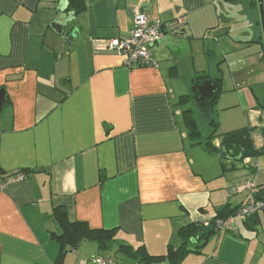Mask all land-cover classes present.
I'll use <instances>...</instances> for the list:
<instances>
[{
    "label": "crops",
    "instance_id": "obj_1",
    "mask_svg": "<svg viewBox=\"0 0 264 264\" xmlns=\"http://www.w3.org/2000/svg\"><path fill=\"white\" fill-rule=\"evenodd\" d=\"M61 1L70 2L0 0V175L27 176L0 189V264H90L96 256L124 264L121 246L166 255L181 245V228L207 227L223 208L243 206L245 183L264 186V156L239 165L207 152L192 142L181 104L198 78L221 76L219 134L254 129L256 149L264 146L258 1L246 4L252 27L234 28L230 11L240 0H82L71 8V44L51 27ZM138 7L169 24L152 47L158 69H129L107 47L131 35ZM56 208L114 239L105 249L83 239L61 256ZM236 227L184 263L264 264V214Z\"/></svg>",
    "mask_w": 264,
    "mask_h": 264
},
{
    "label": "trees",
    "instance_id": "obj_2",
    "mask_svg": "<svg viewBox=\"0 0 264 264\" xmlns=\"http://www.w3.org/2000/svg\"><path fill=\"white\" fill-rule=\"evenodd\" d=\"M68 12H72V6L78 8L82 5V0H69ZM233 1V0H227ZM209 76H203L197 79L196 84H201L206 80H210ZM219 84L222 81V77L219 76L214 80ZM220 91L217 96L210 101L204 103H197L201 114L208 122V126L211 128V133L206 139H202V133L199 128V123L195 117V111L188 108L184 111L183 120L189 131V136L192 142L201 145L207 152L216 153L223 157L226 161H238L243 163L245 159L249 158H259L264 156V146L261 149H256L253 141L254 129L242 128L226 133L219 134V124L217 118L215 117V106L219 97ZM194 101V96H183L181 97V104L185 106ZM261 136L264 139V127L260 129ZM221 139L220 147H215L214 141L216 139ZM10 177V176H9ZM0 175V180L4 181ZM263 186L258 187L254 192L256 199L264 202V189ZM245 205V204H244ZM243 205V206H244ZM243 206L233 210L232 212L225 213L223 208L217 218L210 222L209 226L204 225H190L180 229L179 236L181 239V245L179 247L170 246L166 255L163 256H151L144 248H139L138 250H133L127 246H121L118 248V252L128 258H133L137 261V264H159L168 261L169 264H185V259L187 255L204 247L206 241L217 232L214 228V223L218 219H225L236 214V212ZM254 216V215H253ZM253 216L247 217L250 220ZM54 218L58 226L57 238L61 241L63 249L61 256H63L67 251L64 249L68 247L69 249H76L79 247L81 240L88 239L91 241H97L101 248L105 247L111 243L114 239V232L103 231V230H91V228L84 222L69 223L66 219L65 213L62 209L56 208L54 213ZM196 242V244H194ZM201 243V244H199ZM195 247L191 248V245ZM120 263V262H119Z\"/></svg>",
    "mask_w": 264,
    "mask_h": 264
},
{
    "label": "built area",
    "instance_id": "obj_3",
    "mask_svg": "<svg viewBox=\"0 0 264 264\" xmlns=\"http://www.w3.org/2000/svg\"><path fill=\"white\" fill-rule=\"evenodd\" d=\"M133 19L131 35L127 39L108 42V50L114 51L122 56L124 58V66L129 69L145 67L158 69L160 64L152 53V47L163 41L164 31L169 27V24H165L160 20L150 19L149 14L139 7L134 9ZM177 21L181 23L184 21V18H180ZM244 161L247 163L249 159H245ZM26 177V174L19 173L6 178L4 181L0 180V189L10 182L25 180ZM257 189L258 187L252 182L245 183L242 190L251 191L248 200L235 215L215 221L214 228L217 234H236V219H247V217L255 216L258 213L264 214V202L256 199L254 194ZM262 189H264V186ZM240 191L239 188L235 190V192ZM90 264L121 263L116 261L112 256H96L91 260Z\"/></svg>",
    "mask_w": 264,
    "mask_h": 264
},
{
    "label": "water",
    "instance_id": "obj_4",
    "mask_svg": "<svg viewBox=\"0 0 264 264\" xmlns=\"http://www.w3.org/2000/svg\"><path fill=\"white\" fill-rule=\"evenodd\" d=\"M259 9H260V15H261V22L263 27V33H264V4L263 0H257ZM69 8V2L67 1H61L58 6V13L57 17L54 20V22L51 24V27L53 31L59 35L63 40L68 42V44H71L73 34H69L66 32V28L68 27V24L71 22L72 17L74 15L73 12H68ZM70 42H69V40ZM65 48V45L63 44L61 49V54L63 53ZM220 91L219 84L215 82L214 80H206L201 84H195L193 89V96L196 103H204L210 100H213L217 94ZM5 102V92L4 90H0V108Z\"/></svg>",
    "mask_w": 264,
    "mask_h": 264
},
{
    "label": "rangeland",
    "instance_id": "obj_5",
    "mask_svg": "<svg viewBox=\"0 0 264 264\" xmlns=\"http://www.w3.org/2000/svg\"><path fill=\"white\" fill-rule=\"evenodd\" d=\"M248 1L249 0H240L239 3L235 4L233 9L230 11L231 18L233 20H236V21L232 22V23H234L233 24L234 28H236V27H241V28L242 27H249V28L252 27V18H251V14H250V8L248 7V5H246L248 3ZM256 11L260 12L259 5H258V8H256ZM259 22H260L259 26L262 28L261 15H259ZM255 27H256V25H255ZM249 32H250V30L248 31V33ZM253 46L258 47V45H253ZM212 59H214V55H212ZM193 89H194V86L190 87L189 89H186L187 91H189L188 92L189 95L193 94ZM196 104L197 103L194 100L193 103L186 105V108H190V109L195 111V117L199 122V128H200L201 133H202V139H204L210 133V128L208 126V122L206 121V119L204 117H202V115H200L201 111ZM219 122H220V120H219ZM238 164L240 165V162ZM239 168H240V171L248 172V169H244L242 166H239ZM240 220H241V218H240ZM240 220H239V218L236 219V223H238V222L240 223ZM117 259L122 260L124 264H131V261L128 258H124L120 254L118 255Z\"/></svg>",
    "mask_w": 264,
    "mask_h": 264
}]
</instances>
